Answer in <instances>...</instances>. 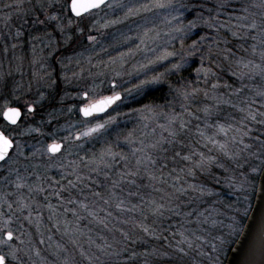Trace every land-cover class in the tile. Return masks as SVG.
<instances>
[{
    "label": "rangeland",
    "instance_id": "obj_1",
    "mask_svg": "<svg viewBox=\"0 0 264 264\" xmlns=\"http://www.w3.org/2000/svg\"><path fill=\"white\" fill-rule=\"evenodd\" d=\"M70 1L59 0L62 19L68 25L66 32H60L52 26L34 23L37 17L44 18L36 0H23L22 3L21 0H0V119L7 107L21 106L23 109L16 126L0 123L15 141L10 157L0 164V254L7 256L10 251L19 249L20 257L16 261L9 256L10 264H53V256L60 255L63 249L52 246L57 235L50 221L61 223L60 219L65 217H61L58 210L67 204L60 195H54L62 190L61 186H56L63 181V176L71 174L68 172L70 163L79 152L86 153L85 145L100 142L107 137L104 134L121 123L136 122L130 113L127 117L125 114L77 117L81 106L121 93L122 99L108 111L113 112L114 108L116 112L165 84L169 75L191 69L177 88L187 86L189 91H199L190 102L177 95V112L173 111L172 104L164 105L161 110L165 114L160 125L165 127L160 129L163 137L168 135L165 129L169 127V115L173 112L180 115L186 122L181 134L192 132L197 140L196 152H204L205 148L198 129H204L206 124L232 123L233 117L237 121L241 119L243 114L233 105L245 107L254 98L253 109L264 112V100L256 96L258 91H264V76L259 70L249 71L238 63L242 59L244 63L261 64L259 31L240 27L251 19L259 24L261 13H264V8L259 7L261 0H228L220 11L219 21L211 28L198 17L207 19L209 9H213L211 14L215 16L217 0H110L90 15L86 14L84 20L71 13ZM129 8L135 9V14H129ZM245 16L249 20L237 19ZM77 21L79 27L85 28L83 32ZM190 21L197 24L189 30ZM177 28H183V33L177 32ZM17 31L22 35L17 36ZM234 31L240 35L233 36ZM66 36L71 39L66 40ZM201 37L206 39L201 40ZM197 41L199 43L193 48ZM214 41H218V46L211 48L209 57V46ZM253 45H256V53H253ZM173 52L177 54L167 56ZM165 56L167 58L159 59ZM176 63L183 64L179 71L172 69ZM208 68L211 72L197 71ZM233 72L238 75L234 76ZM241 72L248 73L242 80ZM156 76L161 78L136 87ZM242 87L243 91H236ZM85 93H88L86 98ZM182 103H187V110L181 107ZM205 107L210 113L203 111ZM110 120L112 122L107 123ZM142 122L148 123V120L143 118ZM98 123H105L106 128L90 136L83 135ZM214 131L209 128L207 134L212 135ZM216 138L223 142V134ZM60 141L64 142L63 150L51 154L48 146ZM245 142L252 143V140L246 138ZM251 151L257 155L245 153L246 158L237 161L217 156L214 148L212 153H205L217 156L218 165L228 164L224 169L226 185L217 190V194L222 193L219 201L206 209L204 227L193 228L190 264H225L251 211L264 166V155L259 148L254 146ZM251 160L252 167L248 170L247 163ZM82 163L87 166L85 161ZM253 168L257 171H252ZM254 173L258 174L256 182L250 177ZM17 183L24 187L17 188ZM40 188L43 191H39ZM45 199L48 204L43 202ZM23 204L28 206L22 207ZM45 210L49 220L45 218ZM9 229L14 239L5 243ZM60 233L63 237L67 232L60 230ZM89 234L93 235V231Z\"/></svg>",
    "mask_w": 264,
    "mask_h": 264
},
{
    "label": "trees",
    "instance_id": "obj_2",
    "mask_svg": "<svg viewBox=\"0 0 264 264\" xmlns=\"http://www.w3.org/2000/svg\"><path fill=\"white\" fill-rule=\"evenodd\" d=\"M190 70L173 73L166 78L165 84L147 92L139 100L118 108L116 112L113 108V112L111 110L100 115V118L112 114H125L127 117L130 113L136 122L121 123L104 134L107 137L100 142L85 145L86 153L83 155L79 152L75 161L70 163L68 172L71 174L67 172L69 175L63 176V181L56 186H61L62 190L56 191L54 195L59 192L67 204L58 210L61 217H65L60 219L62 222L50 221V226L57 235L52 246L63 249L59 257L53 256V264H190L192 255L185 256L178 252V246L189 252L186 244H178L184 239L180 233L193 239V228L204 227L206 209L222 196V193L217 194V190L226 185L224 169L228 165L219 167L216 163L211 166L210 171L201 172L197 169L192 175L189 173L192 161L183 159L192 150L195 151L197 140L192 132H180L176 138L177 143H164L168 135L163 137L160 129L165 114L161 109L170 103L173 111H178L175 108V105L178 106L175 90ZM80 115L76 113L77 117ZM143 118L148 123L142 122ZM0 123L5 124L3 118ZM156 142L162 143L167 151L148 148ZM137 148H144L149 152L156 159V165H137L136 161L141 155L135 153ZM109 149L118 155L115 159L105 155L104 163L101 164L102 154ZM209 149H213L210 144L204 148V153H212ZM82 160L87 166H83ZM251 162L252 160L247 163L248 170L252 167ZM93 168L99 170L93 171ZM129 172L138 174L124 175L121 179L122 174ZM77 175L81 177L80 181L76 180ZM152 176L156 179H152ZM250 177L256 182L258 174L254 173ZM133 180L135 183H131ZM69 181H73L75 186L69 185ZM48 195L45 197L48 198ZM121 200L123 204L117 207ZM43 202L48 204L46 199ZM83 204L88 205V208H83ZM161 204L164 207L159 212L156 211ZM44 215L49 220L46 210ZM141 224L148 227L154 235L144 232ZM60 230L67 233L62 237ZM90 231H93V235L89 234Z\"/></svg>",
    "mask_w": 264,
    "mask_h": 264
},
{
    "label": "snow or ice",
    "instance_id": "obj_3",
    "mask_svg": "<svg viewBox=\"0 0 264 264\" xmlns=\"http://www.w3.org/2000/svg\"><path fill=\"white\" fill-rule=\"evenodd\" d=\"M23 0H21V3ZM38 7L40 9V15H42L44 18L40 19L37 17L34 21L35 24L39 25H46V26H52L54 29H58L60 32H66L68 25H66L62 19V14L59 10V0H36ZM228 0H217L216 4V14L215 16H212L213 9H209V17L207 19H204L202 16L198 17L199 20H201L207 27L211 28L214 27L215 24L219 21L220 17V11L223 10L227 4ZM106 3V0H71V3L69 5L70 11L75 13V16L79 18V20H84L86 14H91L93 10L99 9L102 5ZM158 7H170L171 5H157ZM17 7H20V5H17ZM147 7V6H145ZM259 7L264 8V0H261V3ZM247 11V9H245ZM129 14H135V9L129 8L128 9ZM261 19L259 24L255 19H251L249 23L241 24V28H251V29H257L260 33V45L261 49L259 51V55L261 58V64H254L253 61H248L247 63H244V61L241 59L238 61V63L242 64L245 69H249V71H255L259 70L260 74L264 76V13H261ZM174 19H178L177 17H174ZM238 20H249V17H238ZM118 21H113L112 23H117ZM197 24L196 21H190L189 22V30L192 27H195ZM77 26L79 27V21H77ZM79 30L83 32L85 30L84 27H79ZM177 32L183 33V28H177ZM217 31H219V28H217ZM233 36L240 35L239 32H233ZM17 36L22 35L20 31L16 32ZM256 37H253L255 39ZM71 37L66 36V40H70ZM89 39H95V37H89ZM206 39L205 37H201V40ZM199 43V41L194 42L192 47L195 48L196 45ZM181 45H183V41H181ZM213 46H218V41H214L212 45L209 46V57H211V48ZM13 48L16 47L15 44L12 45ZM7 50V49H6ZM253 53H256V45L252 46ZM35 51V48L33 49ZM177 53H167V56L176 55ZM191 54V53H190ZM165 57H160L159 59H165ZM183 67L182 63H176L172 65V69L179 71ZM197 71H205L206 73L211 72V68L208 69H198ZM119 75V73H117ZM233 75H238V73L233 72ZM241 80L244 78V76L248 75L247 72H241L239 73ZM163 76V74H161ZM161 76L153 77L152 80H145L140 85H137V88L142 87L143 85L153 83L158 81ZM213 88H216V85L212 86ZM131 91V90H129ZM176 95L182 97L183 101L190 102L192 98H194L195 94L198 89H193L192 91L188 90L187 86H182L180 88H177ZM237 92L243 91V87L241 89H237ZM88 93H85V96H87ZM205 95L207 96L208 93L206 92ZM256 96L260 97L261 100H264V91H258L256 93ZM121 94L115 93L111 96L104 97L103 99L92 103L91 105L85 106L81 109L84 116H92L94 113H102L107 110V108L114 105L117 101L121 100ZM224 103H228V101H223ZM255 103V99L252 98L251 102L248 103L245 107H239L237 105H233V107H237L238 111L242 113L241 119L239 121L235 120V118H232V123L228 124H215V125H209L206 124L204 129H198L199 135L201 139L204 142L205 148L208 147V144H211L213 148L217 152V156L226 157L229 160L237 161L240 158L244 157L245 153H251V155L256 156L257 153L251 151L254 146H257L259 148L260 154L264 155V112H261L258 108L253 109V104ZM181 107L187 110V103H182ZM147 109L148 106H145ZM35 109H30V111H34ZM154 111V109H151ZM205 113H210V109L205 107L203 109ZM191 115V113H189ZM4 116L7 118L8 121H10L12 124H16L17 121L21 118V110L19 108H8L7 111L4 113ZM259 117V119H258ZM112 121H108L107 123H111ZM253 125V127H250L249 125ZM168 125L169 127L165 130L168 132V138L164 139V143L167 144H173L177 143L178 141L176 138L180 135V132L184 130L186 127V122L181 120L180 115L176 113H172L169 115L168 118ZM255 125L261 126L259 129L255 128ZM160 127L164 128V125H160ZM106 128L105 123H98L95 127L89 128L87 132L83 133L85 136H90L93 133H97L101 131L102 129ZM209 128L215 129L212 135L207 134V130ZM220 134H223V142L221 140H218L216 137ZM251 139L252 143H246L245 140ZM14 144L13 140L10 139L8 136L4 134V132L0 131V161L6 160V158L10 157V151L13 149ZM62 148L61 144L54 143L49 146V151L56 153L60 152ZM149 149L155 150L157 148L160 149L162 152H166L167 149L163 146L162 143L156 142L148 146ZM209 151H212V149H209ZM135 153H139L140 158L137 159L136 163L137 165L144 164L147 166H154L156 165L157 161L156 159H153V156L145 151L144 148H137L135 149ZM105 155L112 157L115 159V157L118 155L117 153L111 152V150H106L105 154H102L100 158V163H104V157ZM178 156L179 153H176ZM217 156L212 155H206L204 152L197 153L196 151L192 150L190 155L183 157L184 160L192 161V167L189 169V173L194 175L195 170H200L201 172L204 171H210L211 166L213 164L217 163ZM193 157H198L197 159H193ZM123 159H127V157H122ZM246 158V157H244ZM259 158V156H257ZM107 167H111V165H106ZM220 167H224L223 164L219 165ZM98 168H93V171H98ZM252 171H257L256 168H253ZM138 173H126L121 175V179L124 178V175L129 176H135ZM152 179H156L155 176L151 177ZM19 179V178H18ZM76 180L80 181L81 177L79 175L76 176ZM69 185L75 186L73 181L68 182ZM118 183V182H117ZM131 183H135V181H131ZM116 184H113V187H115ZM24 187L23 184L17 183V188ZM190 187H195L190 185ZM203 187H201V191H203ZM39 191H43L42 188L39 189ZM114 194V193H113ZM56 195H60L59 192L56 193ZM95 195H100L99 193H95ZM107 203V201H105ZM123 204V201L121 200L119 204H117V207H120V205ZM153 204H155V201H153ZM27 204H23L22 207H27ZM83 208L87 209L88 205L83 204ZM164 207L163 204L159 205L156 209V211H160ZM9 208H11V205H9ZM94 214V213H93ZM163 214L162 212L160 213ZM110 215V213H109ZM140 227L143 228V231L148 233L149 235H154L153 232L150 231V229L143 224L140 225ZM180 235L184 237L181 241L178 242V244H186L187 248L189 250H193L194 241L188 237L184 236V233L181 232ZM194 235V233H193ZM14 239L13 232L9 229L6 233V240L5 243H8L9 241H12ZM18 239V237H17ZM197 240L203 239L202 237H196ZM23 244V241L20 242ZM98 248H101L100 245H97ZM106 247H111V245H106ZM199 247V245H197ZM215 247V245H213ZM19 249L10 251L8 255L0 254V264H10V261L8 259L9 256H11L12 260L19 261L20 257L18 256ZM101 251H103V248H101ZM178 252L183 253L185 256L189 255V252L185 251L184 247L178 246ZM39 255V253H36ZM203 254V253H202ZM164 255H167V253H164ZM91 259V257H89Z\"/></svg>",
    "mask_w": 264,
    "mask_h": 264
},
{
    "label": "water",
    "instance_id": "obj_4",
    "mask_svg": "<svg viewBox=\"0 0 264 264\" xmlns=\"http://www.w3.org/2000/svg\"><path fill=\"white\" fill-rule=\"evenodd\" d=\"M109 1L110 0H106V3ZM70 3H71V1H70ZM71 13L75 16L74 12L71 11ZM109 96H111V95H109ZM121 97H123L122 94H121ZM103 98H100L94 102H97ZM94 102H92V103H94ZM91 104H89V105H91ZM114 105L107 108V110L105 112L94 113L93 115H104ZM83 107H85V106H82L80 108L81 115L84 118L91 117V116H87V117L84 116L83 112L81 111V109ZM8 108H19V107H7L2 114V117L6 121V123H8L9 125H17L22 118V110L19 108L21 110V118L17 121L16 124H12L4 116V113L7 111ZM0 131L4 132L1 128H0ZM4 134L6 136H8L5 132H4ZM9 138L11 139V137H9ZM13 144H14V141H13ZM52 144H54V143H51L50 145H52ZM57 144L63 145L62 143H57ZM49 146H48V149H49ZM10 153H11V151H10ZM50 153L56 154L58 152H56V153L50 152ZM4 161H0V164L3 163ZM225 264H264V166L262 167L261 172L259 174L257 187H256V193H255V197H254V201H253L251 211H250V213H249V215L245 221L244 227H243L238 239L235 241V243L233 244L232 248L230 249V251L228 253Z\"/></svg>",
    "mask_w": 264,
    "mask_h": 264
},
{
    "label": "flooded vegetation",
    "instance_id": "obj_5",
    "mask_svg": "<svg viewBox=\"0 0 264 264\" xmlns=\"http://www.w3.org/2000/svg\"><path fill=\"white\" fill-rule=\"evenodd\" d=\"M84 97L86 98L87 96H85V94H84ZM91 104V103H90ZM10 107H19L21 110H22V115H23V109H22V107L21 106H10ZM82 107V106H81ZM80 107V108H81ZM3 118V117H2ZM4 120V119H3ZM4 123L5 124H7L8 126H10V127H14V126H16V125H9L8 123H6V121L4 120ZM5 132V131H4ZM6 133V132H5ZM7 134V133H6ZM9 136V135H8ZM9 137H11V136H9ZM11 139H13V138H11ZM13 141H14V139H13ZM57 143H62L63 145H62V149L60 150V152L63 150V147H64V142L63 141H60V142H57ZM14 146H15V141H14ZM14 148V147H13ZM13 150V149H12ZM11 150V151H12ZM60 152H58V153H56V154H59ZM11 154V153H10ZM7 160V159H6ZM5 160V161H6ZM4 161V162H5Z\"/></svg>",
    "mask_w": 264,
    "mask_h": 264
}]
</instances>
